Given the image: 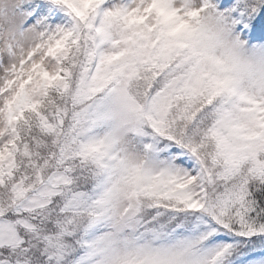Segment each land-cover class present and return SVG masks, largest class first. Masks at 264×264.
I'll return each instance as SVG.
<instances>
[{
  "label": "snow or ice",
  "instance_id": "1",
  "mask_svg": "<svg viewBox=\"0 0 264 264\" xmlns=\"http://www.w3.org/2000/svg\"><path fill=\"white\" fill-rule=\"evenodd\" d=\"M0 264H264V0H0Z\"/></svg>",
  "mask_w": 264,
  "mask_h": 264
}]
</instances>
